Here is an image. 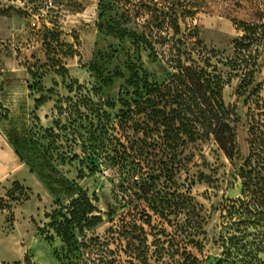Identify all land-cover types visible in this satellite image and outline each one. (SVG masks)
Listing matches in <instances>:
<instances>
[{"label": "rangeland", "instance_id": "374dc122", "mask_svg": "<svg viewBox=\"0 0 264 264\" xmlns=\"http://www.w3.org/2000/svg\"><path fill=\"white\" fill-rule=\"evenodd\" d=\"M64 2L49 12L0 0V196L9 204L0 209V264H78L64 257L49 215L64 212L80 190L103 219L89 235L109 243L122 264H141L132 252L151 254L163 232L181 233L178 223L187 235L195 200L206 220L198 236L204 252L187 247L211 264L220 253V209L241 195L239 169L253 136L255 152L264 151V0H121V9L108 11L101 0ZM164 12L178 19L181 35L198 34L193 40L210 51L224 79V100L237 113L233 159L212 136L171 152L154 106L143 103L155 97L146 94V82L161 84L173 72L142 36L157 33ZM245 24L254 27L250 40ZM237 42L248 46L238 44L236 52ZM238 54L249 65L235 72L227 62ZM13 152L21 153L23 167ZM30 172L38 185H26ZM163 188L181 202L166 217L146 199Z\"/></svg>", "mask_w": 264, "mask_h": 264}, {"label": "trees", "instance_id": "16d2710c", "mask_svg": "<svg viewBox=\"0 0 264 264\" xmlns=\"http://www.w3.org/2000/svg\"><path fill=\"white\" fill-rule=\"evenodd\" d=\"M22 1L32 11H41L48 7L49 12H54V8L66 4L64 0ZM70 5L74 9L77 4L73 2ZM100 8L103 11L121 9L122 3L121 0H101ZM19 11L28 13L27 10ZM130 17V14L123 11L120 18L128 20ZM159 17L161 20L157 24V33L147 38L143 32L142 36L152 52L161 56L173 72L161 84L146 82L145 88L149 86L146 94H155V97H145L143 103L154 106L152 117H156L163 127L164 147L171 152H183L189 142L212 136L226 156L233 159L237 152L234 126L237 113L235 106L224 100V79L212 64L210 51L200 39L193 40L192 35L198 37V34L192 30L189 34L181 35L180 23L174 15L164 12ZM244 29L250 32L244 38L250 40L253 25L245 24ZM238 44L244 45L243 42H237L236 52L240 48ZM227 65L237 72L246 69L249 61L238 54L228 60ZM249 83L251 82L246 84ZM44 102L43 98L37 100L39 104ZM159 105L162 107L159 108ZM11 144L15 147L14 143ZM251 146V153L239 169L242 179L241 195L237 199L226 200L220 209L223 222L215 239L220 253L211 264H264V151L255 152L254 136ZM16 153L23 161L21 153ZM13 185L24 187L20 181H14ZM170 195L175 197L163 188L146 199H149L150 207L155 213L166 217L167 211H172L168 207L181 206V202H174V198H169ZM190 206V216L185 220L189 227L187 235L181 234L183 224L178 223L181 233L172 235L163 232L164 238L157 237L153 241L156 248L151 254L149 249H145L140 253L133 251V257L141 264H152L151 259L156 264H204L205 261L187 247L190 243L201 254L204 252V243L198 238L200 234H205L206 220L201 214L202 206L193 199ZM0 209H9L7 200L2 196ZM49 217L52 220L50 226L56 228L57 234L65 242V258L76 260L78 264H120L119 254L109 248V243L99 236L89 235L92 228L103 219L86 191L80 190L64 212L55 210ZM147 219V223H150L151 216Z\"/></svg>", "mask_w": 264, "mask_h": 264}, {"label": "crops", "instance_id": "0c3cea01", "mask_svg": "<svg viewBox=\"0 0 264 264\" xmlns=\"http://www.w3.org/2000/svg\"><path fill=\"white\" fill-rule=\"evenodd\" d=\"M14 153V158L15 159H19V157H18V154L16 153V152H13ZM20 160V159H19ZM20 165H19V167H23L22 165H24V163L20 160V163H19ZM17 166H18V164L15 166V169H17ZM31 173V172H30ZM7 176V175H6ZM29 178L32 180L31 182L32 183H27L26 185H29V186H32L33 184H36V185H38L37 184V178L34 176V174H30L29 175ZM0 180H2V179H0ZM16 181H21V180H16ZM13 181L11 180V182H10V185H11V183H12ZM23 183H25V182H23ZM32 184V185H31Z\"/></svg>", "mask_w": 264, "mask_h": 264}]
</instances>
